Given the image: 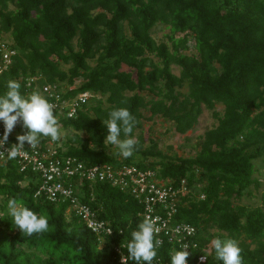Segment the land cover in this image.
Returning <instances> with one entry per match:
<instances>
[{
	"label": "trees",
	"instance_id": "trees-1",
	"mask_svg": "<svg viewBox=\"0 0 264 264\" xmlns=\"http://www.w3.org/2000/svg\"><path fill=\"white\" fill-rule=\"evenodd\" d=\"M159 26L169 30L161 40L154 36ZM0 31L17 51L0 75V95L9 80L28 95L33 78L38 90L65 88V100L92 95L75 117L58 122L59 158L75 157L86 167L151 169L174 187L186 180L194 191L173 222L195 227L192 259L207 253L209 264H223L210 242L230 238L243 264H264V206L243 203L254 187L262 188L264 205V183L254 177V160L264 162V0H0ZM119 107L137 121L129 158L104 144L103 119ZM204 111L214 123L193 156H170L138 134L161 118L186 135ZM49 140L41 137L39 144ZM9 143L19 142L12 137ZM36 174L21 172L14 160L0 162V264H121V253L128 255L122 243L144 219L135 197L112 181L71 180L113 231L100 241L67 204L35 197ZM9 198L46 217L48 230L28 236L14 228L6 215ZM172 249L180 250L164 242L153 264H171Z\"/></svg>",
	"mask_w": 264,
	"mask_h": 264
},
{
	"label": "built area",
	"instance_id": "built-area-1",
	"mask_svg": "<svg viewBox=\"0 0 264 264\" xmlns=\"http://www.w3.org/2000/svg\"><path fill=\"white\" fill-rule=\"evenodd\" d=\"M16 56L17 51L10 35L0 31V75L12 67ZM36 81L35 78L27 81L25 86L27 94L34 90L41 92L53 105L54 112H56L54 115H57L58 121L61 117H75L80 104H85L92 97L89 93H82L74 99L65 100L62 96L63 93H66L65 88L61 89L58 85H47L43 90H38L37 86L34 85ZM4 131V124L0 121V138L3 137ZM25 131L22 124L18 123L11 134H13V138H17ZM11 138L9 135L7 143L3 148H0V151L6 152L13 144H18H10L9 140ZM56 143V141L49 140L45 144H39L38 147L32 149L25 142L22 154L12 159L18 163L21 172L30 169L32 172L37 173L36 180L39 186L35 197H44L56 204H67L69 209L81 217L86 222L88 229L102 241L110 232L112 234V229L105 221L97 218L96 213L92 211L87 203H83L78 196V188L74 186L71 180L78 179L86 182L112 181L115 187L121 191L131 193L144 207V217L148 216L155 221V227L158 229L155 238L161 241V245L168 241L180 250H182L183 245H188V251L190 250L194 244L193 239L197 234L195 227L187 223L177 224L173 222L182 199L194 191V187L189 186L186 180L181 181L179 186L174 187L161 181L157 177V173L151 169L141 170L133 166L114 167L112 165L86 167L75 157L59 158ZM7 161L9 159L6 155L0 157L1 163ZM201 198L204 199L205 196L202 195ZM193 246L195 247V245ZM121 254L125 256L123 253ZM205 255L207 260L202 261L201 257ZM127 264H129V260ZM187 264H209L208 255L207 253L201 254L195 260L190 255Z\"/></svg>",
	"mask_w": 264,
	"mask_h": 264
},
{
	"label": "clouds",
	"instance_id": "clouds-1",
	"mask_svg": "<svg viewBox=\"0 0 264 264\" xmlns=\"http://www.w3.org/2000/svg\"><path fill=\"white\" fill-rule=\"evenodd\" d=\"M6 87L7 91L0 95V121L3 122L5 129L3 137L0 138V148L7 143L9 135L18 123L22 124L26 131L17 136L18 144H13L6 152L0 151V157L6 155L9 160L15 159L22 154L25 142L35 149L41 137L50 138L52 141L61 139L62 132L58 122L64 117L57 120L53 105L41 92L34 90L28 95H22L21 85L15 80H9ZM136 123V118L129 109L125 107L113 109L108 113V118L103 119V124L108 130L104 144L115 146L118 154L124 158L131 157L137 144L132 135ZM6 208V215L11 217L12 225L23 234L32 236L48 230L47 218L24 206L16 198H9ZM2 215L4 214L0 213V216ZM157 233L155 221L145 216L138 224L137 230L131 233V240L122 243L121 247H126L128 255L127 257L122 255L121 264H127L128 260L135 261L136 264H153L157 256L156 249L161 245V241L154 238ZM210 243L215 250L216 259L223 261V264H243L241 249L234 239L215 238ZM188 249V245H183L182 250L172 249L169 252L171 264H187V259L191 255ZM201 260H207L206 255L202 256Z\"/></svg>",
	"mask_w": 264,
	"mask_h": 264
},
{
	"label": "rangeland",
	"instance_id": "rangeland-1",
	"mask_svg": "<svg viewBox=\"0 0 264 264\" xmlns=\"http://www.w3.org/2000/svg\"><path fill=\"white\" fill-rule=\"evenodd\" d=\"M168 33V29L164 28L163 26H159L155 29L154 36L161 40ZM188 53H194V49ZM124 70L129 69L124 67ZM174 72L179 74V69L174 67ZM213 123L214 121L210 114L207 111H204L195 128L189 131L186 135L182 136L173 131L169 122H166L161 118H156L151 123L146 122L143 128L138 131V134H143L146 140L154 139L157 141L160 148L170 156L178 155L182 157H190L196 154V148L201 137L208 128L212 127ZM11 137H13V134H10V138ZM254 166V177L264 183V162L260 159L254 160ZM261 191L262 188L260 190H256L253 187L252 192H254V195L252 199H244L243 203L253 207L264 206L261 202Z\"/></svg>",
	"mask_w": 264,
	"mask_h": 264
}]
</instances>
